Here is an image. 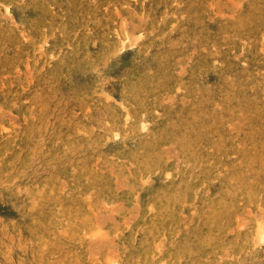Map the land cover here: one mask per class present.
<instances>
[{
  "label": "rangeland",
  "instance_id": "1",
  "mask_svg": "<svg viewBox=\"0 0 264 264\" xmlns=\"http://www.w3.org/2000/svg\"><path fill=\"white\" fill-rule=\"evenodd\" d=\"M0 264H264V0H0Z\"/></svg>",
  "mask_w": 264,
  "mask_h": 264
}]
</instances>
